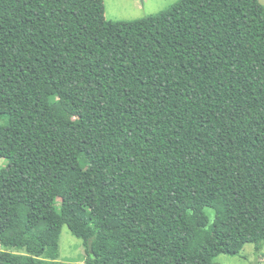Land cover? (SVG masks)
Instances as JSON below:
<instances>
[{
	"label": "trees",
	"instance_id": "1",
	"mask_svg": "<svg viewBox=\"0 0 264 264\" xmlns=\"http://www.w3.org/2000/svg\"><path fill=\"white\" fill-rule=\"evenodd\" d=\"M103 25V0H0V264H63V225L85 264L261 250L264 6Z\"/></svg>",
	"mask_w": 264,
	"mask_h": 264
},
{
	"label": "rangeland",
	"instance_id": "2",
	"mask_svg": "<svg viewBox=\"0 0 264 264\" xmlns=\"http://www.w3.org/2000/svg\"><path fill=\"white\" fill-rule=\"evenodd\" d=\"M178 0H103L104 4V28L118 27L121 23L138 19L147 15L158 13L168 8ZM264 6V0H258ZM4 120L0 119V126ZM5 159L0 160V168L6 166ZM63 185L57 188L61 193ZM210 222L215 217V212L206 209ZM241 255L218 254L214 258V264H264V243L258 252L252 243H246L241 250ZM85 251L81 239L75 237L66 225L62 226L59 237L58 261L63 264H85Z\"/></svg>",
	"mask_w": 264,
	"mask_h": 264
}]
</instances>
